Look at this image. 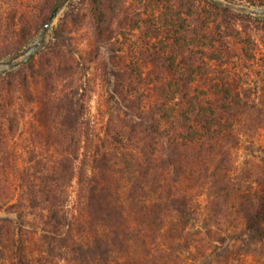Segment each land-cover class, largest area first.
Returning a JSON list of instances; mask_svg holds the SVG:
<instances>
[{
  "label": "trees",
  "instance_id": "trees-1",
  "mask_svg": "<svg viewBox=\"0 0 264 264\" xmlns=\"http://www.w3.org/2000/svg\"><path fill=\"white\" fill-rule=\"evenodd\" d=\"M62 1L7 0L0 60ZM74 2L0 76V264H198L229 250L221 232L264 242V169L251 183L237 165L264 126V21L208 0Z\"/></svg>",
  "mask_w": 264,
  "mask_h": 264
},
{
  "label": "rangeland",
  "instance_id": "rangeland-1",
  "mask_svg": "<svg viewBox=\"0 0 264 264\" xmlns=\"http://www.w3.org/2000/svg\"><path fill=\"white\" fill-rule=\"evenodd\" d=\"M6 1L7 0H0L1 11L5 9ZM215 1L219 3L226 2L227 4L234 6V8H228L238 13H245L251 16L260 17L264 21V7L260 6L261 4H264V0ZM75 4H79V0H75L74 5ZM67 5L60 10L53 26L56 25L58 19L61 18L63 13L67 10ZM81 24L83 27L79 29L69 28L70 31H72V38L76 41H81L84 39L85 35H88L84 29V23ZM48 37L49 32L47 35H44L42 30L41 33L31 38L27 45L16 56L1 59L0 76L16 68V65L28 54L38 52L44 45L47 44ZM262 38L264 39V35H259V39ZM262 101L264 104V97L262 98ZM89 106L93 116L96 117L97 114L102 113L107 108L105 103V93L103 94V91L99 90L94 94V96H91ZM237 165L239 166L241 174L248 175L250 177L249 182L251 183L254 181L255 176H258V174H260V172L264 169V126L258 130L252 140H246L241 144L237 152ZM11 205L12 203L0 210V218H10L15 220V209ZM229 226L233 225L230 224ZM24 227L28 228L27 224ZM224 232L221 233L223 234L225 239L224 242L228 245L229 250L225 251L224 247H218L215 254L210 255L208 258L206 257L204 259H200L198 264H264V242L255 243L250 241L248 238L243 239L244 241L236 240V238H240V235L242 234L238 233V231L234 229L229 231L230 235H225Z\"/></svg>",
  "mask_w": 264,
  "mask_h": 264
},
{
  "label": "water",
  "instance_id": "water-1",
  "mask_svg": "<svg viewBox=\"0 0 264 264\" xmlns=\"http://www.w3.org/2000/svg\"><path fill=\"white\" fill-rule=\"evenodd\" d=\"M69 2H71V0H63L61 2V4H59L51 13V15L49 16V19L47 21V23L45 24L44 28H43V34L47 35L49 30L52 28L53 23L56 21L60 10L65 7ZM213 4H217V5H221L223 7H231L234 8V6L227 4L226 2H217L215 0H211L210 1ZM32 54H28L26 57L23 58V60L21 62H19L16 66H19L20 64H22L23 62H25Z\"/></svg>",
  "mask_w": 264,
  "mask_h": 264
}]
</instances>
